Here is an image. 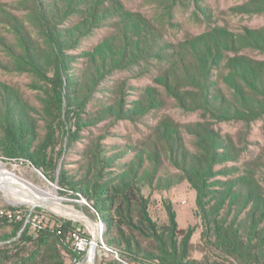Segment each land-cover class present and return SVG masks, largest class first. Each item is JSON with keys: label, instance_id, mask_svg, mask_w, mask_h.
<instances>
[{"label": "rangeland", "instance_id": "rangeland-1", "mask_svg": "<svg viewBox=\"0 0 264 264\" xmlns=\"http://www.w3.org/2000/svg\"><path fill=\"white\" fill-rule=\"evenodd\" d=\"M53 1L55 0H0V86L9 94L21 95L30 114L29 122L35 123L37 144L46 138L48 125L50 127L52 122L59 124L61 117L57 118L58 122L53 118L55 115L59 116V110L55 108L53 116L46 114L45 99L52 97L56 100L54 86L21 63L24 49L22 43H25V39L31 47L38 45V50L44 54L53 53L50 45L51 31L38 12V7L46 10ZM64 1L71 4L72 0ZM98 1L99 4L107 5V9L98 12L100 16L115 5L119 8L118 14L106 13L93 30L77 40V44L63 49L61 56H68L67 73L70 79L77 80L76 83L79 84L90 78V70L94 65L90 62V56L94 57L101 52L104 57V51L108 50L110 43L120 42L122 23L130 26L132 22L127 19L132 15L142 21L144 31L156 36L154 50H159V53L154 52L139 61H115L106 71L101 72L98 80L87 89L89 92L81 93L79 87L67 85L68 76L64 74L66 90L60 96L63 102L60 115L64 127L57 132L56 152H51L57 167L45 170L54 177L57 171L65 169L70 180L78 181L86 175L87 165L94 157L91 150L98 148L104 159L116 156L114 166H108L104 170V173H112L107 175L108 179L115 173L124 171L123 166L126 164L136 163L137 157H143L141 173H145L147 179L142 183V193L149 198V212L153 219L160 225L166 224L167 205H171L177 215L178 227L186 231L194 230L190 242L191 260L199 264H240L211 238L203 236L206 233V223L197 206V192L185 179L183 172L170 160L169 149L171 145L182 141L189 151L197 152V137L193 133L197 128L191 124H205L214 129V134L219 135L220 141H230L234 155L238 158L237 161L216 166L217 169H228L225 175L218 176L217 179H241L239 184L243 185L244 193L251 189L253 195L264 196V111L256 119L243 113H239L240 117L229 119L213 115L202 108L197 100L199 88L185 79L175 82L176 85L172 84L171 63L179 55H183L187 47H198L201 38L205 36L226 38L228 42L220 46V50L224 51L223 54L220 53L221 63L226 69L221 66L220 71H208L206 79L210 83L209 92L212 95L222 93L230 103H235V95L230 86L232 76L227 68L231 64L229 57L245 54L256 60H264V51L239 42L241 36L260 35L264 28V0ZM77 4L76 0L71 5ZM80 7L84 8V13L93 15L92 7L85 5L76 6L73 11H78ZM59 19H62L58 24L61 33L66 34L68 30L75 37L84 32L82 23L87 20L82 14L76 13L69 18L60 14ZM98 20L99 18H90L89 21ZM149 43L147 41L144 46L149 48ZM31 51L34 52L33 48ZM114 55L124 56V53L118 51ZM53 68L55 67L49 69V77L54 75ZM166 89L172 91L171 94ZM68 95L72 97L71 103ZM135 109H138V113L134 112ZM172 133L177 138L169 139ZM154 152L159 157L157 169H154L152 161ZM15 157L21 155L10 156L0 148V168L9 173V178L38 186L57 198H63L60 202L65 206L93 217L92 210L86 207L85 202L76 196H70L71 194H63L57 182H51L43 176V169L37 168L23 155L22 160ZM54 202L52 200L53 204ZM32 205L23 202L19 196L5 194L0 190V211ZM251 207V203L246 206L239 219L247 221L246 213ZM238 210V206L232 207L230 219ZM221 213L226 214V210ZM61 218L65 219L61 215H55L49 222V227H52L53 221L58 222ZM66 219L71 220L74 226L83 228L76 218ZM14 225L0 216V248L17 239L4 237L7 233L11 234ZM27 229L20 228L18 237L26 233ZM28 234L35 235L34 232ZM65 244L68 245L66 264H79L81 261H73L71 242L67 240ZM103 255L101 257L96 254L95 264H119L113 262L111 253ZM140 263L158 264L154 261Z\"/></svg>", "mask_w": 264, "mask_h": 264}, {"label": "trees", "instance_id": "trees-1", "mask_svg": "<svg viewBox=\"0 0 264 264\" xmlns=\"http://www.w3.org/2000/svg\"><path fill=\"white\" fill-rule=\"evenodd\" d=\"M74 1L76 0H72L71 4ZM77 1V5H71L64 0L61 2L55 0L45 8L46 10H40L38 7L40 17L44 18L51 31L50 45L53 52L51 55L39 51L38 45L31 47L25 39V43H22L24 49L21 63L45 80H49L54 86L56 100L52 97L46 98L44 110L50 117L54 115V108L59 110V116L55 115L53 118L58 122L57 118L61 117L60 125L51 121L52 125L49 122L51 124L50 127L48 125L46 138L38 144L35 143L37 135L35 123L29 122L30 114L21 95L9 94L0 86V148L10 156L21 155L15 157L17 160H22L23 155L37 168L43 169L44 172L41 171L43 176L45 175L51 182H57L63 194H71L70 196L74 198L75 196L80 199L85 198L88 202L86 207L93 212L91 218L100 219L104 223L105 241L110 248L119 253L121 258L138 262L154 261L158 264H199L189 257L194 230L186 231L178 227L177 215L173 207L167 205L168 222L164 225H160L151 216L149 198L142 193V183L147 179V175L141 173L144 165L143 157H137L136 163L126 164L123 166L124 171L106 179L107 175L112 173H104V170L108 166H114L116 156L104 159L102 151L96 148L91 150L94 157L87 165L86 175L80 180H70L71 177L65 169L61 172L57 171L54 177L47 173L49 172L47 170H54L57 167L56 159L51 152H56L57 132L64 127L60 115L63 103L60 96H63L66 90L63 76L64 74L68 76L69 63L66 58L68 56L66 54L61 56V53L63 49L73 47L81 36L93 30L95 24L102 21L103 15L112 12L118 14L119 10L115 5L113 9L100 16L98 12L107 9L105 3L99 4L98 0ZM78 5L92 7L93 15L84 13V8L81 7L78 11H73ZM76 13L86 17L87 21L82 23L84 32L75 37L68 30L66 34L61 33L58 26L62 22V19H59L60 14H63L64 18H69ZM90 18L93 20L99 18V20L90 22ZM127 20L132 23L130 26L122 23L123 32L120 42L110 43L108 50L104 51V57L101 56V52L94 57L90 56V62L94 64L90 70V78L77 84V80L68 76L67 85L79 87L81 93L89 92L87 89L98 80L101 72L106 71L115 61L126 59L139 61L154 52L159 53V50H154L156 36L143 30L142 21L135 15ZM205 37L201 38L198 47H187L185 53L171 63V73L176 80L171 77L172 84L176 85L175 82L185 79L189 84L199 88L197 100L201 107L219 118L240 117L239 113L251 115L253 119L259 118L264 111V60H256L245 54L229 57L231 64L227 68L230 69L232 76L230 86L236 99L235 103H230L222 93L212 95L209 92L210 83L206 79L208 71H220L221 66L226 69L221 63L220 53L223 54L224 51L220 50V46L228 41L217 35ZM20 41L22 42L21 38ZM147 41H150L149 48L144 46ZM239 42L247 47L264 51V28L259 36L252 34L241 36ZM32 48L34 52L31 51ZM118 51H122L124 56L114 55ZM52 66L55 67L54 75L49 77L48 72L51 71L49 69ZM166 91L169 94L172 92L169 89ZM67 98L71 103V95ZM137 110L135 109L134 112L138 113ZM191 125H196L197 128L193 133L197 137L199 150L189 151L184 143L179 141L170 146L169 152L174 166L183 172L185 179L197 192V206L202 211L206 223V233L203 232V236L206 239L211 238L218 247L224 248L240 264H264V196L253 195L251 189H247L244 193L243 185L239 184L241 179L227 181L217 179L218 176L225 175L228 169H217L216 166L228 161H237L233 147L226 139L220 141L219 135L214 134V129L205 124ZM168 138L177 137L172 133ZM152 161L154 169H157L159 157L156 152ZM250 203L252 207L246 213L247 221L239 219ZM234 206H238L239 210L230 219V212ZM222 210H226V214L222 215ZM53 217L55 215L49 214L48 221L50 222ZM11 223L16 226L12 227L11 234L7 233L4 237L17 239L0 248V264H66L67 240L72 244L73 261L81 260L83 257L76 250L70 235L71 231H82L83 228L74 226L71 220L61 218L58 222L53 221L52 227L36 230L35 235L28 234L30 231L27 229L29 232L19 237L18 232L22 225ZM113 262L119 263L115 259Z\"/></svg>", "mask_w": 264, "mask_h": 264}, {"label": "built area", "instance_id": "built-area-1", "mask_svg": "<svg viewBox=\"0 0 264 264\" xmlns=\"http://www.w3.org/2000/svg\"><path fill=\"white\" fill-rule=\"evenodd\" d=\"M56 200H58V204H56ZM60 200H63V198L56 197L54 202L56 206H51L54 208H50V206L47 207L44 205H32L27 208L18 207L17 209L1 210L0 216L5 218L9 222H16L21 224L22 229L28 228L30 233L36 230L40 231L42 229L50 228L49 226L51 225H49L48 221L49 214L61 215L65 219L67 217H74L83 226L82 231L73 230L70 233L76 250L83 256L81 260H78L77 262H82V260H85L90 254L92 247L95 245L96 254L98 253V255H100L101 257L104 256L103 254L108 255L109 253H111L113 255V259L117 260L120 264H142L138 261H130L121 258L118 252L114 251L108 246L105 241L106 227L100 219L94 220L90 218V216L85 212H81L74 208L65 206L60 202ZM81 201L85 202L86 205H88V202L85 198H81Z\"/></svg>", "mask_w": 264, "mask_h": 264}, {"label": "bare ground", "instance_id": "bare-ground-1", "mask_svg": "<svg viewBox=\"0 0 264 264\" xmlns=\"http://www.w3.org/2000/svg\"><path fill=\"white\" fill-rule=\"evenodd\" d=\"M0 168V190L5 194L19 196L23 202L33 205L56 206L52 203L56 196L49 194L42 188L32 185L26 181L14 180L9 178L7 171ZM26 184V185H24ZM58 201V200H57ZM58 204V202H56ZM96 247H92L88 257L79 264H95Z\"/></svg>", "mask_w": 264, "mask_h": 264}]
</instances>
